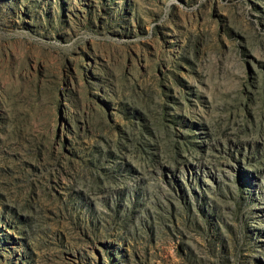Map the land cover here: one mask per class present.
Masks as SVG:
<instances>
[{
    "label": "rangeland",
    "instance_id": "374dc122",
    "mask_svg": "<svg viewBox=\"0 0 264 264\" xmlns=\"http://www.w3.org/2000/svg\"><path fill=\"white\" fill-rule=\"evenodd\" d=\"M0 264H264V0H0Z\"/></svg>",
    "mask_w": 264,
    "mask_h": 264
}]
</instances>
